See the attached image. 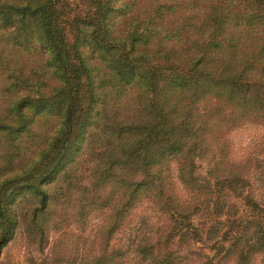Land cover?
Listing matches in <instances>:
<instances>
[{
  "label": "trees",
  "instance_id": "obj_1",
  "mask_svg": "<svg viewBox=\"0 0 264 264\" xmlns=\"http://www.w3.org/2000/svg\"><path fill=\"white\" fill-rule=\"evenodd\" d=\"M248 123L264 127V0H0V249L264 264V152L230 139Z\"/></svg>",
  "mask_w": 264,
  "mask_h": 264
},
{
  "label": "rangeland",
  "instance_id": "obj_2",
  "mask_svg": "<svg viewBox=\"0 0 264 264\" xmlns=\"http://www.w3.org/2000/svg\"><path fill=\"white\" fill-rule=\"evenodd\" d=\"M230 139L232 143V154L235 158H240L245 155L262 157L264 152V127L257 124H244L230 133ZM207 164L203 161L199 167L201 174L205 173ZM252 180L255 184H258L257 172L254 171ZM149 210L146 211L149 214ZM96 222V219L90 221V226ZM89 226V227H90ZM57 236V232H51L47 244H45L44 251L49 252L51 246ZM126 240L124 235L123 241ZM29 250L27 242L22 235H17L15 238L8 241V243L0 249V264H26L24 261L25 253ZM123 264H133L132 260L127 257ZM219 264H233L232 259H228Z\"/></svg>",
  "mask_w": 264,
  "mask_h": 264
}]
</instances>
